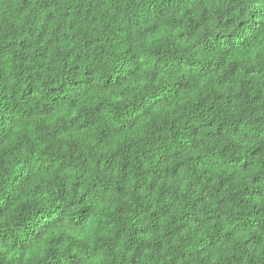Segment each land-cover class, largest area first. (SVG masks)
<instances>
[{"label":"clouds","instance_id":"clouds-1","mask_svg":"<svg viewBox=\"0 0 264 264\" xmlns=\"http://www.w3.org/2000/svg\"><path fill=\"white\" fill-rule=\"evenodd\" d=\"M0 264H264V0H0Z\"/></svg>","mask_w":264,"mask_h":264}]
</instances>
